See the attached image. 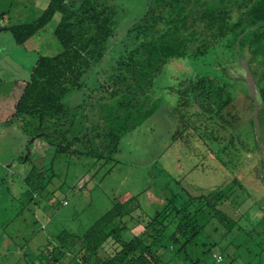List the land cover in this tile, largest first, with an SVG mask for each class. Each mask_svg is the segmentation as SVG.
<instances>
[{"label": "trees", "instance_id": "1", "mask_svg": "<svg viewBox=\"0 0 264 264\" xmlns=\"http://www.w3.org/2000/svg\"><path fill=\"white\" fill-rule=\"evenodd\" d=\"M116 1L46 0V4L39 7L32 0V7L38 12L32 20L0 25V31H9L15 43L22 45L34 33L46 28L55 13H59L53 33L61 50L49 55L37 54L6 124L13 123L26 137L45 131L46 136L42 138L53 143L55 153H65L73 161L90 159L91 164L112 161L107 173L123 164V170L127 171L125 179L134 183L133 188L127 190L128 197L114 199L110 208L82 233L59 232L56 239L63 247L61 250L73 247L72 238L76 236L88 264H160L163 259L157 245L164 244L157 241L167 223L177 216L176 230L172 233L177 246L174 253L185 252L187 259L177 257L174 262L187 264L186 260H191V264H198L202 256L186 250L204 225L198 221V216L207 214L208 222L223 224L227 232L233 230L239 219L232 214L233 209L239 212L242 205L239 193L234 190L236 179H228L191 196L180 176L176 178L180 184L178 190L172 195L166 194L160 207L155 205L150 212L139 202L145 190L138 186L143 183L141 177L147 170L150 176L158 170L159 159L152 149L148 153L150 157L143 162L133 160L131 155L125 156L123 151L129 147L131 153L137 147L133 142L134 134L145 128L150 131L155 122L160 125L157 117L163 102L161 83L173 60L181 61L192 70L181 93L188 94L184 104L197 102L198 106L187 116L178 114L184 120L182 126L172 131L171 137L180 142L201 138L207 142L208 139L220 140L221 131L231 125L225 108L230 103L232 88L239 81L221 75L208 53L213 50L220 58L237 60L232 55L237 39V53L247 58L258 88L259 122L264 113V0H142L143 11L139 15H134L131 8L130 12L126 10L122 21L115 22L116 3L134 4L133 0ZM247 27L250 28L246 30ZM119 41L130 44L123 43L121 50L112 53L111 49ZM244 86L253 110V100ZM203 119L207 124L199 130ZM161 128L167 129L165 125ZM152 133L157 138H167L164 132ZM260 144L261 147L256 139L255 148L263 154L264 145L261 141ZM16 159L26 161L23 155ZM3 168L0 179L6 178L9 167ZM40 172L33 164L23 178L35 188ZM259 177L264 184L262 169ZM193 199L196 206L189 209ZM263 201L264 193L257 201L258 206ZM261 211L264 217V208ZM132 216L139 220L146 218L145 223L140 233L124 239L121 232L128 230L125 220ZM260 231L264 232V227H260ZM212 243L216 241L209 245ZM257 243L259 255L264 250V241ZM239 244H235V249ZM98 248L107 250L106 257L98 258ZM211 258L210 264H219L226 258L233 264L232 261L238 259L233 253L226 257L223 254L219 260L211 254ZM37 259L26 264L50 263L56 257L44 261L38 255Z\"/></svg>", "mask_w": 264, "mask_h": 264}, {"label": "rangeland", "instance_id": "2", "mask_svg": "<svg viewBox=\"0 0 264 264\" xmlns=\"http://www.w3.org/2000/svg\"><path fill=\"white\" fill-rule=\"evenodd\" d=\"M133 2L135 5L120 4L122 2L115 4L118 10L115 22L122 21L126 10L130 12L131 8L134 9V15H139L143 11L142 0ZM33 4L43 7L46 1L34 0ZM32 6V0H0V25L4 24L7 18L10 23L32 20L38 13ZM4 10L5 16L2 13ZM57 16L59 13H55L45 28L44 34L42 33L44 36L27 40L26 46L39 48V51L44 49L48 55L61 50V45L56 44L52 30ZM127 42L129 41L117 42L111 52L121 50L123 43L130 44ZM15 46L17 45L11 33L0 31V71L8 75L6 81L1 80L0 83V176L4 173L3 167H9L6 178L0 179V264H26L31 260L38 261V255L43 257L44 261L46 258L56 257L54 262L45 261V264H88V260L83 258L85 253L81 247L79 248L76 236L72 238L75 245L65 248V251L61 250L63 247L57 241L56 235L62 230L82 233L110 208L114 199L128 197L130 192L127 190L134 183L125 179L127 171L125 168L123 170V164L107 173L112 161L106 164L99 161L91 164L90 159L87 162L73 161L65 153H55L54 145L42 137L34 139L25 162H19L20 159L17 161L16 156L24 155V146L31 135L26 137L19 128L13 129V123L6 124V121L14 111V104L39 52L36 50L24 52L21 47ZM208 57L214 59L221 75L232 81H239L235 88H232L230 103L227 109L225 108L229 112L227 118L231 119V125L225 131L220 130L221 139H208L207 142L205 138H201L194 142L183 140L180 142L171 137L172 131L182 126L184 120V117H179L178 114L187 116L198 106L197 102L184 104L188 94L181 93L192 70L185 67L181 61L173 60L168 64L166 79L161 83L163 102L160 116L157 117L160 125L155 122L151 129L154 132L155 130L164 132V137L167 138H157L151 130L142 129L141 133L133 136V142H136L137 147L131 153L130 148L125 147L123 153L125 156L131 155L133 160L143 162L150 157L148 153L152 149L153 154L159 159L156 164L158 170L151 172L152 176L147 170L141 177L143 185L138 186V189L145 190L143 196L139 197V202L144 210L150 212L154 210L155 205L160 207L166 194L172 195V192L178 190L180 184L176 182V178L180 176L191 196L235 178L234 190L239 193L242 205L239 212L233 209L232 214L239 216L233 230L227 232L223 224L208 222L207 214L202 213L198 216V221L204 225L188 243L186 250L202 256L198 264H210L213 258L211 254L219 260L223 258V254L226 257L230 256V253H233V257H238L232 261L233 264L257 262L264 264V250L257 255L259 252L257 242L264 241V232L260 231V227H264L261 211L264 208V201L259 206L257 203L260 195L264 193V184L259 177L264 164V154H260L255 148L251 99L247 96L241 81L240 73L243 70L238 60L220 58L213 50L209 51ZM204 124H207L206 120L199 124V130L203 129L201 126ZM162 125L167 129L163 130ZM259 140L264 145V113L259 119ZM33 164L42 171L36 178L35 188L34 185L27 184L23 178ZM128 167L130 166H127V170ZM160 172L164 176H160ZM147 185L151 187L144 188ZM195 203L194 201L189 209L194 208ZM223 205L231 206L225 203ZM143 220L134 216L126 219L128 230L121 232L122 237L128 239L132 234L140 233L145 223ZM177 220L178 217L174 216L167 223L157 241L164 244L157 245L163 259L160 264H175L177 257L185 256V252L178 255L174 253L177 246L172 233L176 230ZM213 241L216 243L209 245ZM238 242L240 244L235 249ZM97 253L101 259L106 257L107 250L98 248ZM255 254L257 256L253 257ZM186 261L187 264H191V260ZM227 262L228 258L219 264Z\"/></svg>", "mask_w": 264, "mask_h": 264}, {"label": "water", "instance_id": "3", "mask_svg": "<svg viewBox=\"0 0 264 264\" xmlns=\"http://www.w3.org/2000/svg\"><path fill=\"white\" fill-rule=\"evenodd\" d=\"M249 28L250 27H247L246 30H248ZM237 47H238V39L236 40L233 54L236 56L238 63L241 65L242 70H243V72L240 73L241 81L246 85L247 91L253 100L252 118H253V124H254V129H255L254 130L255 131V137L258 141V145L261 147L260 140H259V122H258V118H257V108H258V103H259L258 88H257V85L255 83L254 77L251 73V70L247 64V58L241 52L237 53ZM45 136H46L45 131H38V132L32 134L28 138L26 145L24 146L23 159L26 158L30 149L32 148L34 139H36L37 137H45ZM52 145H53V143H52ZM263 154H264V152H263ZM262 178L264 181V164L262 166Z\"/></svg>", "mask_w": 264, "mask_h": 264}, {"label": "crops", "instance_id": "4", "mask_svg": "<svg viewBox=\"0 0 264 264\" xmlns=\"http://www.w3.org/2000/svg\"><path fill=\"white\" fill-rule=\"evenodd\" d=\"M36 1H39V0H35V2H36ZM45 1H46V0H45ZM35 5H36V4H35ZM3 12H4V11H3ZM3 15L5 16L6 13H4ZM7 23H8V24L10 23V22H9V18H7V20H6V22H5L4 24H7ZM48 24H49V23H48ZM48 24H47V25H48ZM47 25H46V27H47ZM53 27H54V26H53ZM52 30H53V29H52ZM44 31H45V28L42 29L41 31L37 32V33H34L31 37H29L28 39H26L22 45H18V44L15 43V44L17 45V46H15V47H18V48L21 47L22 50H23L24 52H31V51H33V50H36V51L39 52V53H43V52L47 53L46 50H44V49H41L40 51L43 50V52H40V51H39V48L36 49V48H34V47H28V46H26V44H25L26 41L29 40V39L34 40V39H36L37 37L42 36V35L44 34V33H43ZM42 33H43V34H42ZM53 34H54V33H53ZM43 36H44V35H43ZM13 40H14V39H13ZM14 42H15V41H14ZM0 49H1V48H0ZM29 71H30V70H29ZM0 73H1L0 78H1L2 80L6 81L5 78H7L8 75H7V74H3L2 71H0ZM3 125H5V124H3ZM13 129H15V128L13 127ZM3 131H5V129H4Z\"/></svg>", "mask_w": 264, "mask_h": 264}, {"label": "flooded vegetation", "instance_id": "5", "mask_svg": "<svg viewBox=\"0 0 264 264\" xmlns=\"http://www.w3.org/2000/svg\"><path fill=\"white\" fill-rule=\"evenodd\" d=\"M233 53H234V50H233V52H232V55H234ZM238 53H239V52H238ZM234 56H235V55H234ZM235 57H236V56H235ZM235 59H236V58H235ZM23 150H24V149H23ZM9 164H10V163H9Z\"/></svg>", "mask_w": 264, "mask_h": 264}]
</instances>
